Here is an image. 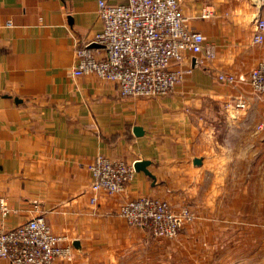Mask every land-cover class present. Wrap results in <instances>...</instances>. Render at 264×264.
Returning <instances> with one entry per match:
<instances>
[{
    "label": "crops",
    "instance_id": "crops-1",
    "mask_svg": "<svg viewBox=\"0 0 264 264\" xmlns=\"http://www.w3.org/2000/svg\"><path fill=\"white\" fill-rule=\"evenodd\" d=\"M98 1L0 0V200L9 209L0 227L42 216L73 248L55 264H167L174 254L182 264H264V97L216 79L264 59V42L251 43L264 0H178L215 56L198 66L202 54H187L190 72L159 98L72 75L75 49L102 30ZM205 8L213 17H201ZM241 100L244 108L227 106ZM98 155L148 161L154 179L135 172L121 194L91 203ZM140 196L195 218L159 241L117 215Z\"/></svg>",
    "mask_w": 264,
    "mask_h": 264
},
{
    "label": "built area",
    "instance_id": "built-area-1",
    "mask_svg": "<svg viewBox=\"0 0 264 264\" xmlns=\"http://www.w3.org/2000/svg\"><path fill=\"white\" fill-rule=\"evenodd\" d=\"M96 12L102 30L75 49L71 73L110 82L121 96H167L191 70L181 64L187 54H202L196 59L198 66L215 56L213 49L205 45L202 34L188 28L178 0H125L116 4L99 0ZM201 17L209 19L213 11L205 8ZM263 42L264 19L256 18L251 43ZM216 79L230 86L246 84L255 97H264V59L239 77L217 72ZM245 104L241 100L227 106L244 108ZM88 170L91 203L100 195L121 194L135 173L133 162L101 155L94 158ZM8 212L5 201L0 200V214L6 216ZM117 215L127 225L146 230L157 240L174 239L181 223L195 218L192 210L175 211L166 200L154 196L124 200ZM72 258L71 242L66 236L54 233L42 216L10 229L0 227V259L10 264H55L70 262Z\"/></svg>",
    "mask_w": 264,
    "mask_h": 264
},
{
    "label": "water",
    "instance_id": "water-1",
    "mask_svg": "<svg viewBox=\"0 0 264 264\" xmlns=\"http://www.w3.org/2000/svg\"><path fill=\"white\" fill-rule=\"evenodd\" d=\"M140 132L139 128H135L134 129V133L135 135H138V133ZM198 162V160H193V163L196 164ZM149 165L148 161H143V160H138L136 162H133V168L135 172H143L144 174L150 176L151 178L154 179V177L147 171V166Z\"/></svg>",
    "mask_w": 264,
    "mask_h": 264
},
{
    "label": "rangeland",
    "instance_id": "rangeland-1",
    "mask_svg": "<svg viewBox=\"0 0 264 264\" xmlns=\"http://www.w3.org/2000/svg\"><path fill=\"white\" fill-rule=\"evenodd\" d=\"M252 93V92H251ZM156 198H159V199H162L160 197H157V196H154ZM162 200H165V199H162ZM169 204L170 202L168 200H166ZM171 205V204H170ZM160 241V240H159ZM167 262V264H182V261L181 259L179 258V255L177 254H174L172 257L170 258H166L165 260Z\"/></svg>",
    "mask_w": 264,
    "mask_h": 264
}]
</instances>
